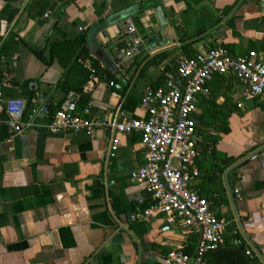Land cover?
Masks as SVG:
<instances>
[{"label":"crops","instance_id":"1","mask_svg":"<svg viewBox=\"0 0 264 264\" xmlns=\"http://www.w3.org/2000/svg\"><path fill=\"white\" fill-rule=\"evenodd\" d=\"M127 24L137 31L140 52L118 69L112 46L136 38ZM75 39L83 41L82 65L93 76L77 93L85 98L80 110L89 106L102 118L119 110L139 120L142 94L173 75L189 51L223 47L234 58L254 52L264 63V0H0L2 97L29 106L44 101L55 112L71 92L56 87L64 70L49 44ZM42 50L48 66L34 55ZM211 90L216 104L232 111L229 133L217 135L215 146L226 159L201 155L190 186L225 220L222 247H242L249 261L264 264V98H251L233 78ZM109 137L107 130L73 135L45 128L15 134L0 101V264H161L173 249L193 253L198 236L179 220L130 221L155 207L145 184L130 178L143 165V150L137 134L118 135L107 160Z\"/></svg>","mask_w":264,"mask_h":264},{"label":"built area","instance_id":"2","mask_svg":"<svg viewBox=\"0 0 264 264\" xmlns=\"http://www.w3.org/2000/svg\"><path fill=\"white\" fill-rule=\"evenodd\" d=\"M127 35L136 37L125 47L112 46V61L120 69L140 52L141 40L136 29L127 24ZM216 77H230L243 86L251 98H264V63L254 52L234 58L223 47L211 48L191 58H181L173 75L156 90L147 89L139 100L144 117L127 119L119 110L102 118L87 106L80 110L81 96L69 93L59 108L51 112L44 101L30 106L22 99H4L8 129L19 134L28 129L45 128L49 133L67 132L91 135L99 130L110 133L106 159L118 150V135L137 134L143 150V165L130 174L135 182L143 183L155 201V207L132 215L130 221L150 220L164 216L172 222L179 220L184 231H194L197 244L188 254L180 247L169 251L161 264H206L208 253L223 245L226 222L216 217L207 201L190 186L198 177L195 115L198 103L210 94V84ZM93 76H90L92 79ZM38 119L49 123L38 125ZM251 257L249 251L246 252Z\"/></svg>","mask_w":264,"mask_h":264},{"label":"trees","instance_id":"3","mask_svg":"<svg viewBox=\"0 0 264 264\" xmlns=\"http://www.w3.org/2000/svg\"><path fill=\"white\" fill-rule=\"evenodd\" d=\"M81 44L79 39L49 44L51 59H56L64 70V74L56 87L62 90L65 94L69 92L81 94L82 87L91 75V72L86 70L82 65L85 57L84 55H86V49L82 48ZM43 53L44 51L42 50L40 52H34V55L48 66L51 63V60L46 61L43 57ZM191 57H193V55L189 51L187 53V58ZM226 78L230 77H216L210 84L209 96L202 99L200 104L203 109V114L195 119L196 134L200 139L196 149V161L201 155L204 156L207 154L213 156L216 155L221 162L226 159L225 156L216 154L215 146L219 140L217 135L229 133L228 119L232 111L224 106L217 105V93L211 90L212 85L215 83L217 84ZM163 85L164 83L156 88H150L149 90H156ZM84 102L85 98L81 97L80 106L85 104ZM47 105L51 111V105L49 103H47ZM199 196L203 198V196ZM207 202L211 211L212 205L208 200ZM190 251L191 250H186V253L189 254ZM205 262L206 264H254L253 261L247 259L242 247H238L234 251L232 248L224 249L221 247L217 251L208 253L205 257Z\"/></svg>","mask_w":264,"mask_h":264},{"label":"water","instance_id":"4","mask_svg":"<svg viewBox=\"0 0 264 264\" xmlns=\"http://www.w3.org/2000/svg\"><path fill=\"white\" fill-rule=\"evenodd\" d=\"M56 8V4L53 3L50 8L48 9L45 17H44V20H48L50 18V16L52 15L53 11L55 10ZM155 16L158 20V23L160 25V27L162 29L166 28V22H165V17L164 15L162 14V11L160 10V8H156L155 9ZM159 40V38L157 37V41ZM156 45V44H155ZM18 97L20 98H27L30 96L29 93H26V92H19ZM38 123L40 124H48L49 123V120L48 119H38L37 120ZM261 164L264 166V159L261 161Z\"/></svg>","mask_w":264,"mask_h":264}]
</instances>
